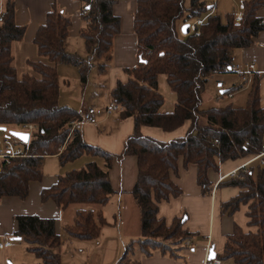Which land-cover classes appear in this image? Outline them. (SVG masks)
Here are the masks:
<instances>
[{
  "label": "trees",
  "instance_id": "16d2710c",
  "mask_svg": "<svg viewBox=\"0 0 264 264\" xmlns=\"http://www.w3.org/2000/svg\"><path fill=\"white\" fill-rule=\"evenodd\" d=\"M85 27L81 37L89 58L69 53L65 42L69 37L71 20L57 8L48 13L35 38L37 60L28 64L32 74L21 77L13 66L12 44L24 39L26 28L15 21L14 2L8 0L0 22V128L12 125H33L30 158L14 160L0 167V200L4 197L26 199L31 181H41L42 160L58 157L67 165L87 155L95 161L58 176V182L41 194L43 202L52 200L67 209L76 204L107 205L114 194L109 170L114 160L136 157L139 175L133 197L141 215V237L132 241L116 264H140L138 255L151 257L159 251L177 256L180 247L193 235L186 229L183 218L168 226L158 219V204L178 198L182 190L172 180L178 175L180 161L183 169L198 168L197 184L202 195L211 194L210 170L217 171L221 163L264 152V108L260 103L259 78H254L244 108L232 104L203 109L207 84L218 70L233 64L232 52L248 48L264 31L263 18L258 13L264 0H246L240 23L228 15L226 21L217 14L207 17L200 34L181 35L190 19L206 16L214 6L206 0H137L134 32L138 39V65L127 69L128 82H118L111 97L120 107L124 118H133L134 133L124 143L120 155L88 144L82 130L72 131L71 123L80 121L82 114L60 104V77L57 66L66 64L78 69L81 83H87L94 62L111 58L114 38L120 33L121 20L114 15L119 0H83ZM189 2V5L187 4ZM99 64L103 71L106 63ZM167 77L177 95L173 113L161 111L164 97L158 89V79ZM223 96V95H222ZM187 122L184 137L169 142L158 141L142 134L143 126L173 132ZM101 162L100 164L98 162ZM219 187H238L240 194L222 205V212L235 214L241 205H249V226L257 232L245 233L239 226L227 236L224 250L216 255L235 264H264V168L254 161L247 170L222 181ZM12 239L28 246L40 264H62L59 248L61 237L55 220L37 216H21ZM106 221L101 213L77 212L73 226L66 233L81 241L99 237Z\"/></svg>",
  "mask_w": 264,
  "mask_h": 264
},
{
  "label": "crops",
  "instance_id": "0c3cea01",
  "mask_svg": "<svg viewBox=\"0 0 264 264\" xmlns=\"http://www.w3.org/2000/svg\"><path fill=\"white\" fill-rule=\"evenodd\" d=\"M7 1L0 0L1 12H4ZM10 1L15 4L16 24L26 28L24 39L12 44L13 66L20 77L33 73L28 63L38 59L34 38L39 28L46 23L48 13L54 8L63 12L71 20L69 37L65 42L66 50L88 60L85 41L81 37V30L86 25L83 20L85 4L83 0ZM212 1L214 13L217 14L221 2L223 9L226 10L228 2L232 0ZM245 1L240 0L242 6H236L242 18ZM136 10L137 0H119L114 6V15L121 20L120 33L114 38L111 58L106 62L103 59L94 62L95 66L87 83H81L76 67L66 64L57 66L60 77V104L75 109L82 115L89 109L95 108L98 124H88L82 128L84 139L88 144L100 147L113 155L122 153L126 139L135 130L133 118H124L120 110L106 114L105 109L113 103L111 93L118 82H128L126 70L138 65V39L134 32ZM258 15L264 19V8L259 11ZM235 16L236 14L234 15L236 22ZM232 58L233 64L253 63L256 65L259 75L255 77L259 78L260 103L264 108V31L258 34L254 39V44L250 47L234 50ZM103 62L106 66L103 71H100L98 66ZM225 75H227L226 80L232 83L227 87L224 85L223 88L226 90L221 91V98L229 99V104L236 108H244L255 77L250 82H244L237 74ZM212 78L209 79L208 84ZM89 85L91 88L88 90ZM158 89L165 100L161 111L166 114L173 113L177 95L170 88L165 75L159 77ZM94 104H102V106L98 107ZM189 126L190 122H187L173 132L143 126L141 132L146 137L169 142L184 137ZM255 156L249 155L236 160H228L221 163L217 171L210 170L208 177L212 184L211 194L206 196L202 195L201 188L197 184V166L190 165L184 170L183 163L180 161L179 173L178 175L172 174V180L182 190V195L178 198L172 197L168 201H161L158 204V219H164L170 226L174 219L185 216L184 230L186 229L193 237L180 247L174 248L177 256L163 255L159 251L154 252L151 257L139 254L140 264H209L210 250L213 249L216 255L221 254L227 236L234 232L236 226H239L245 233H256L257 228L249 226V205H241L240 209L231 216L222 212V205L236 198L242 190L238 187H219L222 181L231 176H237L239 170H247L254 162ZM86 157L88 158H84L83 163L85 165L95 161L93 157ZM58 163L57 166L62 167L61 170L56 167L52 174H44L41 181L30 182L29 195L26 199L11 196L0 200V242L2 243L6 238L12 239L18 230L17 219L19 217L37 216L41 219L55 220L56 232L62 240L58 250L62 257V264H116L125 248L141 237L140 210L132 195L139 175L137 158L129 156L113 161L109 170V179L114 194L107 205L76 204L67 209L58 207L52 200L43 202L41 198L44 189L57 184L61 173L65 170H77L78 166H81L80 164L67 166L71 163L63 166L60 162ZM80 210L103 215L106 224L101 226L98 238L81 241L66 233L65 228L74 224L76 214ZM19 242L14 241L13 246L0 250V264L10 262L12 264H40L41 261L28 251V246ZM30 255H33L35 259ZM223 264H235V262L229 260Z\"/></svg>",
  "mask_w": 264,
  "mask_h": 264
},
{
  "label": "built area",
  "instance_id": "2783aa9c",
  "mask_svg": "<svg viewBox=\"0 0 264 264\" xmlns=\"http://www.w3.org/2000/svg\"><path fill=\"white\" fill-rule=\"evenodd\" d=\"M214 6V5H213ZM241 9V8H240ZM214 14V9L210 11L206 16L202 18H197L194 22H188L189 33L199 35L200 28L205 23L207 17ZM3 12L0 11V22L2 21ZM236 22L240 23L242 16L239 13V10L236 13ZM185 24V25H186ZM264 24V20H263ZM237 74L239 75L244 82H250L256 75H259L257 67L253 63H247L244 65L232 64L230 66H225L224 68L218 70L217 74ZM120 110V107L114 102L111 103L106 109V114H111L114 111ZM97 125V111L95 108L89 109L85 114L82 115L80 121H73L72 131L82 130L85 125ZM34 129L33 125H29V130L25 133L28 134V142H23L21 139L11 135L7 131L0 129V167L9 166L14 160L25 159L32 157L31 147H32V130ZM24 133V134H25ZM258 161L261 168H264V152L260 155L254 157V161ZM14 245V240L6 238L2 243L0 242V250L4 248L11 247ZM189 245V243L187 244ZM209 264H223L222 260L218 257L210 260Z\"/></svg>",
  "mask_w": 264,
  "mask_h": 264
},
{
  "label": "rangeland",
  "instance_id": "374dc122",
  "mask_svg": "<svg viewBox=\"0 0 264 264\" xmlns=\"http://www.w3.org/2000/svg\"><path fill=\"white\" fill-rule=\"evenodd\" d=\"M206 1H208V4L212 3V5H213V1L212 0H206ZM221 1L222 0H220V2ZM239 1L232 0V1L228 2L226 10L223 9V3L222 2L219 4L218 10H217V15L222 18L223 22L226 21V17L228 15H233L234 16L237 13L236 6L237 5L238 6H242ZM187 4L189 5V2ZM187 21L194 22V19H190V20H187ZM182 23L183 22H180V24H179V31H180L181 35H183ZM225 76H227V75H225V74H216L210 80V82H209V84L207 86V94H206V99H205V102H204L203 109L220 108V107H222L223 105H225L227 103L229 104V101H230L229 99L221 98V91L226 90V89L223 88L224 85H225V87H227V85H230L232 83V81H227ZM90 86L91 85L88 86V90L91 88ZM94 105H97L98 107L102 106V104H94ZM0 129L3 130L2 128H0ZM28 130H29V126L21 127V126H17V125H12V126H10L9 128H7L6 130H3V131H7L8 133L11 134L12 131L25 133ZM37 130H38V128L36 126H34V129L32 130V134H33L32 135V139H31L32 141H33V136H35V132H37ZM86 156L87 155H85V157H83V159H79L77 161H74L73 163H71V164H69L67 166H74L75 164H80L81 166H78L79 168H77V169H81L85 165V164H83L84 163V158H88ZM58 162H59V160H57V157H49V158L43 159L42 160V164H41V169H42L43 174H45V175L52 174L54 172V169H56V167H59V166H57L59 164ZM60 168H62V167H59L58 170H61ZM69 171H71V170H69ZM69 171L65 170V172L61 173L60 175H63L65 173L69 172ZM97 214L98 213H96V216H97ZM185 218L186 217L184 216L183 220H185ZM30 256L33 257V255H30ZM33 258L35 259V257H33Z\"/></svg>",
  "mask_w": 264,
  "mask_h": 264
},
{
  "label": "water",
  "instance_id": "95a60500",
  "mask_svg": "<svg viewBox=\"0 0 264 264\" xmlns=\"http://www.w3.org/2000/svg\"><path fill=\"white\" fill-rule=\"evenodd\" d=\"M182 32L184 35H188L189 34V25L186 24L182 27ZM3 130H6V129H3ZM11 135L21 139L23 142H28V139H29V136L28 134H24V133H20V132H15V131H12L11 132ZM185 221V220H184ZM14 241H21V238H16V239H13ZM216 254L214 252L213 249L210 250V255H209V259L212 260L214 258H216ZM9 264H12L11 262Z\"/></svg>",
  "mask_w": 264,
  "mask_h": 264
}]
</instances>
